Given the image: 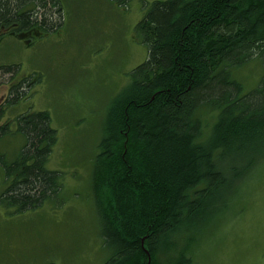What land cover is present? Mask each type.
<instances>
[{"label":"trees","instance_id":"1","mask_svg":"<svg viewBox=\"0 0 264 264\" xmlns=\"http://www.w3.org/2000/svg\"><path fill=\"white\" fill-rule=\"evenodd\" d=\"M143 5L135 32L146 56L110 100L93 159L101 235L110 251L103 264H147L145 250L149 264H195L205 229L230 210L239 182L264 152V0ZM62 24L61 0H0L4 34L32 39ZM252 59L262 71L245 89L234 69ZM19 71L17 63L0 64V76ZM36 81L21 75L0 101V141L22 137L13 156L0 148V204L16 212L62 190L61 172L47 165L58 138L49 111L1 120ZM204 111L215 117L207 133Z\"/></svg>","mask_w":264,"mask_h":264},{"label":"rangeland","instance_id":"2","mask_svg":"<svg viewBox=\"0 0 264 264\" xmlns=\"http://www.w3.org/2000/svg\"><path fill=\"white\" fill-rule=\"evenodd\" d=\"M144 1L151 0H61L63 24L53 32L29 39L30 33L0 29V64L20 65L15 76H0V101L21 75L37 78L29 96L9 106L1 120L29 109L49 111L58 138L47 165L62 178L59 197L35 209L16 212L0 204V264H103L110 255L92 185L93 159L110 100L146 56L135 32ZM261 71L252 59L234 74L250 89ZM203 117L207 133L214 113ZM21 143L13 133L0 148L13 156ZM1 178L0 170V189ZM239 183L230 210L202 234L195 264H264V152ZM144 253L149 264L150 253Z\"/></svg>","mask_w":264,"mask_h":264}]
</instances>
